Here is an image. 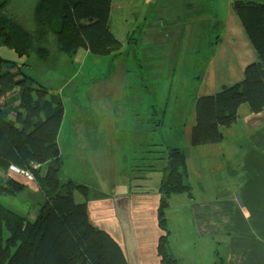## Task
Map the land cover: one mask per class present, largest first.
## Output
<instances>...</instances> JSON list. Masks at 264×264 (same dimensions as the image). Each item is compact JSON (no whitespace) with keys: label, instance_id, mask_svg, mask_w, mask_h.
Segmentation results:
<instances>
[{"label":"rangeland","instance_id":"obj_1","mask_svg":"<svg viewBox=\"0 0 264 264\" xmlns=\"http://www.w3.org/2000/svg\"><path fill=\"white\" fill-rule=\"evenodd\" d=\"M194 1L114 0L110 29L122 46L109 55H96L83 48L69 55L59 49V40L52 33L36 45L45 48V57L38 56V51L19 56L0 46L1 55L14 62L15 69L20 68L49 93L61 95L65 113L58 134L63 158L60 177L88 186L87 199L102 196L105 185H118L129 174L137 175L136 180H146L141 176L145 164L134 167L141 170L132 173V166L140 161L134 156L160 158L166 156L169 146L182 144L183 139L178 138L190 124L195 101L206 86L208 90L216 87L214 84L211 88L210 82L213 71L216 73L218 35L224 32L230 0H201L200 5ZM37 2L12 0L8 6L9 13L29 33L36 28ZM17 92L16 87L0 99L1 103L17 96ZM10 117L15 118V113ZM152 162L162 170L166 159ZM156 172L147 185L151 190L158 185L161 173ZM8 174L24 182L27 189L18 199L3 202L22 213H34L43 199L34 178L15 175L10 168ZM75 198L79 201L85 196L76 191ZM169 207L165 217L171 252L172 242L179 245L176 230L180 215L170 213ZM190 243L193 245V240ZM192 253L197 261H208L203 252Z\"/></svg>","mask_w":264,"mask_h":264},{"label":"trees","instance_id":"obj_2","mask_svg":"<svg viewBox=\"0 0 264 264\" xmlns=\"http://www.w3.org/2000/svg\"><path fill=\"white\" fill-rule=\"evenodd\" d=\"M11 1L0 0V46H7L19 56L38 51V56L45 57V48L36 45L45 42L50 33L57 36L59 49L69 55L82 48L96 55H109L122 46L110 29L114 0H38L33 33L9 13ZM231 3L257 59L246 66L242 81L197 98L191 132L193 146L222 140V128L231 127L238 120L241 105L247 104L255 113L264 110V1ZM15 66L0 53V99L18 88L17 96L0 101V264H129L119 242L90 221L88 186L73 179L62 181L60 177L63 158L58 134L65 113L61 95L49 93ZM162 158L166 163L157 215L164 234L157 251L162 264H181L167 247L165 210L172 195L192 194L190 183L186 182L187 156L184 149L169 146ZM33 163L39 168L33 169ZM11 165L31 169L34 174L43 199L32 214L3 202L18 199L27 189L24 182L8 174ZM144 167L147 168L142 178L157 170L155 164ZM137 170L141 169L132 173ZM134 178L139 177L132 175ZM76 191L85 196L83 201L76 200ZM219 262L224 264L222 258Z\"/></svg>","mask_w":264,"mask_h":264},{"label":"crops","instance_id":"obj_3","mask_svg":"<svg viewBox=\"0 0 264 264\" xmlns=\"http://www.w3.org/2000/svg\"><path fill=\"white\" fill-rule=\"evenodd\" d=\"M231 1L224 32L218 35L216 73L213 71L210 82L211 88L216 87L208 90L206 86L205 92L213 93L202 91L201 96L242 81L246 66L257 59ZM194 2L201 4V0ZM195 105L190 124L178 138L183 139L177 147H184L186 152L192 196L182 193L170 197V213L180 215L176 230L179 245L171 241V254L182 264H203L192 252L208 256L206 264H220V258L224 264H264V110L255 113L247 104L241 105L238 120L222 128V140L193 146ZM146 156H134L140 161L132 163L131 171L139 164H154L152 160L160 159ZM156 171L161 174L156 189L151 190L147 185ZM146 178L140 181L129 174L118 185H105L102 196L88 199L90 221L119 242L129 264H162L157 247L164 233L157 209L163 170L151 171Z\"/></svg>","mask_w":264,"mask_h":264},{"label":"built area","instance_id":"obj_4","mask_svg":"<svg viewBox=\"0 0 264 264\" xmlns=\"http://www.w3.org/2000/svg\"><path fill=\"white\" fill-rule=\"evenodd\" d=\"M31 166H32L33 169H36L37 167H39L38 164H34V163L31 164ZM9 168H10V171H12L15 175L23 176L26 179L34 178V176L33 177L31 176L32 173H31L30 169L20 168V167H18L16 165H11Z\"/></svg>","mask_w":264,"mask_h":264}]
</instances>
